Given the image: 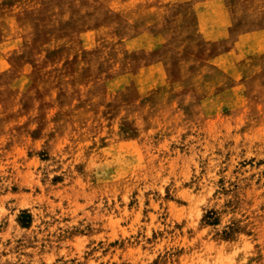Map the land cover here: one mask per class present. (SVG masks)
I'll return each mask as SVG.
<instances>
[{
	"label": "rangeland",
	"instance_id": "374dc122",
	"mask_svg": "<svg viewBox=\"0 0 264 264\" xmlns=\"http://www.w3.org/2000/svg\"><path fill=\"white\" fill-rule=\"evenodd\" d=\"M0 264H264V0H0Z\"/></svg>",
	"mask_w": 264,
	"mask_h": 264
},
{
	"label": "bare ground",
	"instance_id": "6f19581e",
	"mask_svg": "<svg viewBox=\"0 0 264 264\" xmlns=\"http://www.w3.org/2000/svg\"><path fill=\"white\" fill-rule=\"evenodd\" d=\"M85 45H86V44H85ZM85 45H84V46H85ZM262 47H263V46H262ZM258 49H259V48H258ZM260 49H261V48H260ZM218 65H219V64H218ZM116 81H117V80H116ZM122 81H123V79H122ZM108 82H109V81H108ZM120 84H122V82H121ZM42 87H43V86H42ZM107 88H108V87H107ZM106 90H107V89H106ZM110 90H111V89H110ZM112 91H113V90H112ZM112 91H111V92H112ZM116 91H117V90H116ZM109 92H110V91H109ZM43 95H44V94H43ZM58 102H59V101H58ZM49 103H50V102H49ZM51 104H52V103H51ZM61 105H62V104H61Z\"/></svg>",
	"mask_w": 264,
	"mask_h": 264
}]
</instances>
